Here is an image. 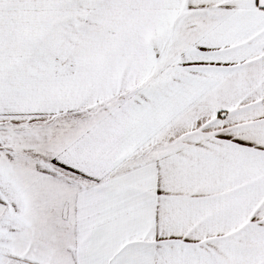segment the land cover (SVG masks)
Masks as SVG:
<instances>
[{"label":"snow or ice","instance_id":"6c2138e0","mask_svg":"<svg viewBox=\"0 0 264 264\" xmlns=\"http://www.w3.org/2000/svg\"><path fill=\"white\" fill-rule=\"evenodd\" d=\"M0 264H264V0H0Z\"/></svg>","mask_w":264,"mask_h":264}]
</instances>
